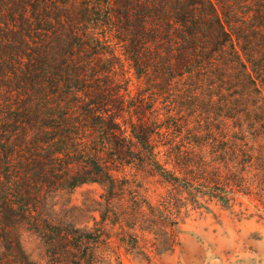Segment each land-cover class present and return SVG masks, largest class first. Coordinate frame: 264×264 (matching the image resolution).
I'll return each instance as SVG.
<instances>
[{"label":"trees","instance_id":"trees-1","mask_svg":"<svg viewBox=\"0 0 264 264\" xmlns=\"http://www.w3.org/2000/svg\"><path fill=\"white\" fill-rule=\"evenodd\" d=\"M122 59L145 83L131 96L132 112H145L131 126L135 141L114 111ZM173 124L195 139L157 145ZM122 140L144 171L195 200H264V0H0V264H39L23 247L25 224L49 264H121L99 245H109L104 227L65 221L58 208L65 216L78 206L53 199L109 181L104 155ZM163 201L124 207L135 224L124 242L143 254L147 234L176 245L173 203Z\"/></svg>","mask_w":264,"mask_h":264},{"label":"rangeland","instance_id":"rangeland-1","mask_svg":"<svg viewBox=\"0 0 264 264\" xmlns=\"http://www.w3.org/2000/svg\"><path fill=\"white\" fill-rule=\"evenodd\" d=\"M116 63H118L117 71L113 77L120 89L121 101L119 108L112 109H115L114 111L119 109L116 114H119L118 122L123 137L125 133L128 138L131 137L135 141L130 133L131 126L133 123H138V113L145 112L140 109L132 112L133 103L136 101H132L131 96L139 92L145 83L136 77L134 69L127 60L122 59L121 62L116 61ZM126 79L129 81V93L125 90L128 85ZM144 107L149 109L150 104L146 102ZM175 127L176 125L173 127V134L156 137V144L164 146L183 140V144L186 145L195 139L185 127L181 131H179L180 127ZM210 127L212 128L211 125ZM119 143L123 147L120 151L112 146L104 155V160L110 168L109 181L105 184L85 183L76 187L72 195L64 194L53 199L61 208L78 206L65 216H62L65 212L58 208L59 214L65 221L73 220L80 226L87 223L96 231L104 227L109 236V245L104 244V238H100L99 245L103 249L119 253L121 264H264V200L262 198L239 193L227 206L215 200L208 201L206 198L195 200V197L181 192L178 186L153 172L144 171L142 160L145 158L125 153L124 140ZM125 144L128 145L127 138ZM160 149L163 148L160 146ZM212 155H214L213 150ZM124 193L131 194L132 202L129 198L124 200ZM168 196L173 204L168 207L166 214L171 213L177 217L176 245L171 247L167 242L154 244L153 234H147V239L150 240L148 244H145V240L139 241L138 244L147 247L149 252L143 254L138 248H134L133 240L124 242V233L126 231L133 233L131 228L135 226L132 218H124V207L135 204L132 207L135 210L138 208L136 202L142 204L147 201L153 206H158L164 202V199L167 201ZM148 210V216L154 213ZM148 225V221L141 224L144 227ZM18 229L23 247L31 258L39 264H49L44 243L34 229L27 224L21 225ZM138 234L141 235V232ZM155 250L161 253H154ZM111 264H119L118 259L114 257Z\"/></svg>","mask_w":264,"mask_h":264}]
</instances>
